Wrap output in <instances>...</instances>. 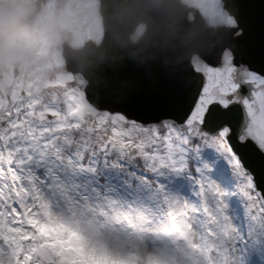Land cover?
Listing matches in <instances>:
<instances>
[{
	"label": "snow or ice",
	"instance_id": "6c2138e0",
	"mask_svg": "<svg viewBox=\"0 0 264 264\" xmlns=\"http://www.w3.org/2000/svg\"><path fill=\"white\" fill-rule=\"evenodd\" d=\"M234 7L228 54L190 64L182 78L191 87L156 105L129 111L126 98L75 94L0 98V256L7 252L10 264H85V256L98 264H264V68L243 58L239 0ZM113 153L152 185L151 225H130L114 201L100 204L115 217L109 240L41 218L49 215L41 173Z\"/></svg>",
	"mask_w": 264,
	"mask_h": 264
},
{
	"label": "rangeland",
	"instance_id": "374dc122",
	"mask_svg": "<svg viewBox=\"0 0 264 264\" xmlns=\"http://www.w3.org/2000/svg\"><path fill=\"white\" fill-rule=\"evenodd\" d=\"M38 0H0V28L4 33L20 37L24 55L16 59L0 55V98L10 99L14 93L28 96L30 93L41 100L64 101L69 94L81 98L86 96V79L66 69L62 45L64 42L78 49L88 40L99 43L103 37L102 18L97 0H50L43 6L42 13L33 21L22 24L34 14ZM222 11L211 10L208 14L222 15ZM219 19L216 20V22ZM220 21H224L220 19ZM231 27L232 26H219ZM19 75L15 77V66ZM25 94V95H24ZM85 103H89L85 99ZM107 164L104 179L89 172L85 167L56 168L54 173L41 175L49 181L41 190L43 199L49 205V215L41 217L59 225L65 223L93 237L109 240L114 235L115 217L108 215L101 203L114 201L125 212L130 225L143 230L155 221L151 209L156 204V193L142 174H134L136 163L128 158L112 154ZM121 163L129 171L119 170ZM73 170V172H72ZM82 177L86 180L82 181ZM83 182L76 191L77 182ZM82 188V189H81ZM141 210H144L141 218ZM61 235L64 231L60 230ZM73 234H67V241ZM85 264H98L90 256L83 257ZM253 260L258 258L253 257ZM0 264H10L7 252L0 256Z\"/></svg>",
	"mask_w": 264,
	"mask_h": 264
},
{
	"label": "water",
	"instance_id": "95a60500",
	"mask_svg": "<svg viewBox=\"0 0 264 264\" xmlns=\"http://www.w3.org/2000/svg\"><path fill=\"white\" fill-rule=\"evenodd\" d=\"M47 0H43L45 3ZM232 15L234 1L225 0ZM104 38L97 46L89 41L81 49L64 45L67 69L88 81L86 96L129 99V111H139L186 92L184 69L194 54L204 61L219 60L233 43L232 28L208 27L204 21L187 23L177 0H100ZM240 19L246 34L240 43L244 59L253 68H264V4L239 0ZM39 5V3H38ZM147 26L143 38L131 39L138 24Z\"/></svg>",
	"mask_w": 264,
	"mask_h": 264
},
{
	"label": "flooded vegetation",
	"instance_id": "af4514ba",
	"mask_svg": "<svg viewBox=\"0 0 264 264\" xmlns=\"http://www.w3.org/2000/svg\"><path fill=\"white\" fill-rule=\"evenodd\" d=\"M39 1V0H38ZM38 1L35 3L37 5ZM184 5H186L189 8L194 9L196 12H199L200 15L203 17L207 25L210 27H219V26H232V16L224 9V3L223 0H180ZM256 2H259L260 0H255ZM211 10L217 11V14H219V11H222V15H216L218 17H213V14L210 13ZM191 11L188 15L189 21L195 20L196 12ZM224 21H220V19H223ZM219 19L217 22L216 20ZM145 31V26L140 25L137 29L135 34L133 35V39L135 41L139 40L143 33ZM224 55H227V51L225 50L223 52ZM193 64H203L204 61H202L198 56H194Z\"/></svg>",
	"mask_w": 264,
	"mask_h": 264
},
{
	"label": "clouds",
	"instance_id": "9594fccd",
	"mask_svg": "<svg viewBox=\"0 0 264 264\" xmlns=\"http://www.w3.org/2000/svg\"><path fill=\"white\" fill-rule=\"evenodd\" d=\"M0 28V55H9L12 58H22L24 55V45L21 43L20 37L7 36Z\"/></svg>",
	"mask_w": 264,
	"mask_h": 264
},
{
	"label": "trees",
	"instance_id": "16d2710c",
	"mask_svg": "<svg viewBox=\"0 0 264 264\" xmlns=\"http://www.w3.org/2000/svg\"><path fill=\"white\" fill-rule=\"evenodd\" d=\"M110 156H112V154H110ZM91 157L92 156H85L84 157L85 165L88 167V169L90 171H96V172L100 171V169L102 167V164L100 163V160H96V159H93ZM77 184H78L77 186L80 187L79 185H81V184L80 183H77Z\"/></svg>",
	"mask_w": 264,
	"mask_h": 264
}]
</instances>
